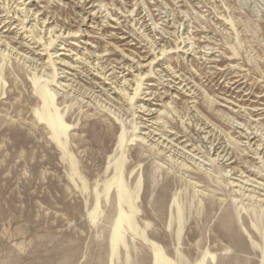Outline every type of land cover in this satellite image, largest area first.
I'll return each instance as SVG.
<instances>
[{"label": "rangeland", "instance_id": "374dc122", "mask_svg": "<svg viewBox=\"0 0 264 264\" xmlns=\"http://www.w3.org/2000/svg\"><path fill=\"white\" fill-rule=\"evenodd\" d=\"M0 34V264H264V0H0Z\"/></svg>", "mask_w": 264, "mask_h": 264}, {"label": "bare ground", "instance_id": "6f19581e", "mask_svg": "<svg viewBox=\"0 0 264 264\" xmlns=\"http://www.w3.org/2000/svg\"><path fill=\"white\" fill-rule=\"evenodd\" d=\"M30 14V13H29ZM0 36H1V34H0ZM3 38L2 37H0V40H2ZM1 43H0V46H1V44L2 43H4L3 41H0ZM53 42V40H51V42H50V44ZM61 84V83H60ZM62 85V84H61ZM163 134V133H162ZM244 186V185H243ZM229 224V223H228ZM233 226V225H232ZM232 226L230 225V227L232 228Z\"/></svg>", "mask_w": 264, "mask_h": 264}]
</instances>
